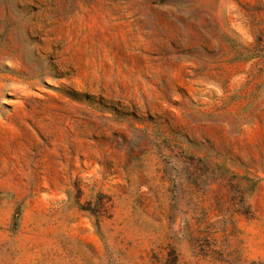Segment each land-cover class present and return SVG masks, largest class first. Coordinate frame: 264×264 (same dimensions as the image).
<instances>
[{
    "label": "rangeland",
    "instance_id": "obj_1",
    "mask_svg": "<svg viewBox=\"0 0 264 264\" xmlns=\"http://www.w3.org/2000/svg\"><path fill=\"white\" fill-rule=\"evenodd\" d=\"M0 264H264V0H0Z\"/></svg>",
    "mask_w": 264,
    "mask_h": 264
}]
</instances>
